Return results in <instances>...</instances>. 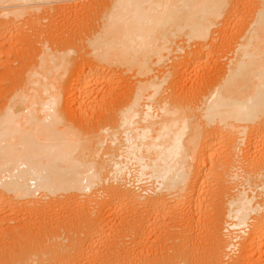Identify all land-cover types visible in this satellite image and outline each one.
Instances as JSON below:
<instances>
[{"label": "bare ground", "instance_id": "obj_1", "mask_svg": "<svg viewBox=\"0 0 264 264\" xmlns=\"http://www.w3.org/2000/svg\"><path fill=\"white\" fill-rule=\"evenodd\" d=\"M63 1L0 0V264H264V0Z\"/></svg>", "mask_w": 264, "mask_h": 264}, {"label": "rangeland", "instance_id": "obj_2", "mask_svg": "<svg viewBox=\"0 0 264 264\" xmlns=\"http://www.w3.org/2000/svg\"><path fill=\"white\" fill-rule=\"evenodd\" d=\"M76 1H77V3L79 2V5L81 6L80 3H82V1H84V0H81V1H80V0H65V1H63V2H59L60 5H61V4H62L63 6L66 5V6L68 7V8L66 7L67 10L64 12L65 14L63 13L64 16L61 15V14L58 15L57 12H54V14L56 13L57 15L55 14V16H52L53 18L50 17V22H49V20L44 19V20H45L44 23L48 25L49 23L52 22V23H54V25H56V27H57V26L59 27V26L61 25V22L63 23L62 26L65 24L63 27H66V24H67V23H70L73 27H74L76 24H77V26H78L79 23H80L79 26H83L82 24L84 23V21L87 20V19L89 18V17H88V14L92 12L93 15H97L98 12H99V8L101 7V6L98 5V4H95L94 7H93V5L89 6L90 8L87 7V10L84 9V11H83V15H84V16L82 17V19H84V20L82 21L81 18H80V19L78 20L79 23H78V22L75 23V20H74V21H70V20L74 19V18H72V17H74V16L77 14V12L79 11V10H77V9H80V8H78V7H80V6H78V4L76 3ZM64 2H65V3H64ZM64 4H65V5H64ZM68 4H69V5H68ZM53 6H54V5H53ZM55 6H56V4H55ZM96 6H97V7H96ZM92 8H93V9H92ZM94 8H95V10H94ZM68 9H69V10H68ZM73 10H74V11H73ZM91 10H92V11H91ZM96 11H98V12H96ZM69 12H70V13H69ZM86 15H87L88 18L86 17ZM59 16H60V17H59ZM89 16H90V15H89ZM65 17H66V18L69 17L68 20L65 19ZM70 17H71V18H70ZM85 17H86L87 19H86ZM93 17L95 18V16H93ZM58 19H59V20H58ZM92 19H93V18H92ZM95 19L97 20V18H95ZM65 20H66V22H65ZM55 21H56V22H55ZM80 21H81L82 23H81ZM21 24H22V23H21ZM27 24H30V23L28 22ZM73 24H75V25H73ZM84 24H85V23H84ZM24 25H25V24H24ZM24 25L22 24L21 26H22V27H26V28L30 26V25H25V26H24ZM51 25H52V24H51ZM67 26H70V25L68 24ZM13 58H14V57H13ZM13 58H12V59H13ZM14 65H15V66L18 65V67L16 66L17 68L20 67V63H19V64L15 63ZM14 65H13V66H14ZM15 66H14V68H15ZM60 229H61V228H60ZM63 232L65 233V230H64L63 227H62V229H61V233L64 234ZM82 258H83V260H82ZM86 258H87L86 255L81 256V257H80V260H81V263H80V264H82V263H83V264H90V263H89V259H88V258L86 259ZM87 260H88V261H87ZM83 261H84V262H83ZM78 262H80V261H78ZM87 262H88V263H87ZM92 264H94V263H92ZM95 264H97V263H95Z\"/></svg>", "mask_w": 264, "mask_h": 264}]
</instances>
